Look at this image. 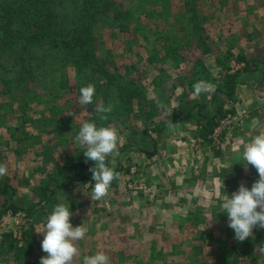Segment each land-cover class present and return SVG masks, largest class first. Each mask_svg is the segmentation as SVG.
<instances>
[{"label":"rangeland","instance_id":"1","mask_svg":"<svg viewBox=\"0 0 264 264\" xmlns=\"http://www.w3.org/2000/svg\"><path fill=\"white\" fill-rule=\"evenodd\" d=\"M112 1L120 10L115 25L109 26L110 19H101L93 39L95 54L116 76L110 85L105 87V78L92 67L77 72L71 60L60 64L62 70L52 66L48 73L36 76L35 72L18 93L12 94L7 84H0V163L7 165L4 177L14 186L12 198L0 195V238L12 233L20 240V233L31 225L37 237L31 253L24 252L21 260L6 244V249H0V264H40V257L47 256L41 249L44 236L37 232L45 230L53 211L50 204L48 210L41 209L39 202L41 188L51 179L54 182L49 185L57 189L58 204L69 203L73 227L83 224L87 229L85 238L75 242L80 252L72 264H82L84 256L97 252L107 254L109 264H205L215 261L213 257L222 249L239 243L220 204L241 183L250 189L259 179L253 166L245 170V161L238 154L254 136L264 133V63L256 72L239 78L237 96L228 101L234 111L222 120L213 143L197 138L192 119L177 121L171 129L151 135L140 132L166 116L168 112L158 108L161 102L171 100L168 115L176 108V113L183 110L186 116L180 105L186 108L184 100L188 98L181 95L179 84L193 76L177 67L200 59L216 73L226 66L234 72L242 67L234 56H228L225 66L217 57L244 54L249 59H264V0H196L197 29L191 4L188 6L192 0ZM201 29L202 36H208L209 53L197 44ZM173 81L179 85L177 95L168 89ZM120 82L123 87L134 86L132 94L142 100L132 112L127 108L122 112V103L117 101L116 85ZM88 83L95 85L96 93L93 103L82 106L78 102L80 88ZM193 93L190 99L198 102L202 94L197 97ZM152 99L158 109L148 116L145 109L150 108ZM103 101L113 105L110 114L115 122L111 124L101 121L95 111L96 104ZM85 121H94L98 127L113 126L121 135L120 155L114 165L109 163L121 175L99 201L91 200L95 182L88 169L94 162H85L86 149L75 141ZM131 134L149 151H153L155 140L157 152L148 155L133 148L123 150ZM78 157L79 164L74 166ZM12 201L37 203L38 210L32 216L22 210L3 213L4 205ZM253 233L262 237L264 229ZM154 240L158 242L152 245ZM238 259L236 264H264L263 258L243 250Z\"/></svg>","mask_w":264,"mask_h":264},{"label":"trees","instance_id":"2","mask_svg":"<svg viewBox=\"0 0 264 264\" xmlns=\"http://www.w3.org/2000/svg\"><path fill=\"white\" fill-rule=\"evenodd\" d=\"M189 4H191L190 11H192V14L194 13L192 19L196 21L195 26L197 29L199 28L198 10L196 8L198 3L196 0H192L188 1V6ZM117 12H120L119 7L112 0H0V84H7V89L12 94L13 92L18 93L28 79L35 77V72L36 76L44 72L48 73V67L52 68V66L59 71L62 70L60 64L69 63V60H71L73 68L77 72H83L88 67L95 69V73H99L105 78L104 83L107 87L116 79V76L106 61L98 58L95 54L93 45L94 28L101 19L105 18L110 19L109 26L114 27ZM203 31L201 29L197 44L203 49L204 53H209L212 49L206 40L208 36H202ZM191 44L187 42L188 47H191ZM228 56H234L236 62L242 64V67L231 72L229 66H226L225 70L221 69L219 73H216L200 59L197 62H189L185 67H177V70H185L187 75L193 76L189 81L180 82L179 84L182 87L181 95L188 98L186 100L182 98L186 108L184 105H180L182 109H186V116L183 117V110L176 113L174 106L172 107L174 108L173 113L168 115L170 100L164 104L166 105L164 111L168 112L165 114L166 116L155 123L154 126L148 125L145 127L140 134L151 135L153 132L168 129L167 125L171 121L175 123L192 119L196 124L197 138L204 143H213V135L216 129L228 113L234 111L233 108L228 106V101L234 100L237 96V89L241 84L239 78L246 73L256 72L264 63V59H249L244 54H228L227 57L222 56L223 58H219L221 57L219 55L217 58L225 66L230 59ZM57 65L58 67H55ZM178 66H181V64H178ZM65 76L66 74L62 75V83ZM200 80L210 82L215 87L211 93L202 94L201 99L194 102L190 99V93L194 90L193 85ZM177 84L173 81L171 87H168L173 94L178 91L179 85ZM122 85V82L116 85L118 90L117 101L122 103V112L126 108L128 112H132L136 104H142V100L140 98L136 99L135 95L132 94L135 92L134 86L126 85L123 87L124 85ZM107 97L112 98V95H107ZM133 98L136 99L134 103ZM149 102H152V105L149 109H145V113L151 116V111L158 108L154 99L149 100ZM102 104L105 105L104 101ZM117 114H120V110L117 111ZM107 115L109 118L105 122H109L108 124L115 122L112 121L114 115L110 113ZM97 116L99 118V115ZM133 133L134 131H132ZM132 134L128 137L130 138L129 141H126L123 145V150L133 148L148 155L157 152L155 140L153 141V151H149L132 139ZM78 158L74 161V166H78L81 157ZM82 177L84 178V175ZM55 180V183L58 184L59 180ZM51 181L53 180H48L45 187L41 188V200L39 202H42L40 208L43 210H48V204L54 209L59 201L57 189L50 188L49 183ZM13 189L14 186L8 177H4L0 181V195L8 194L12 198ZM38 205L37 203L31 204V202L21 205L16 201H12L4 205L5 208L2 212L5 213L11 210L12 213H17L22 210L28 216H32L33 213L37 212ZM36 239L35 227L31 225L30 228L22 231L20 240L14 238L12 233H6L0 238V249H6L7 244V249L15 252L16 258L21 260L24 252L31 253L33 242H36ZM155 242H158V240H154L152 245ZM227 247V249H222L213 257L216 259L215 261L207 263L205 261V264H236V262H239L238 257L241 256L242 250L244 254H249V256L257 259L263 258L264 260V251H261L264 248V236H256L253 233L245 241L233 243Z\"/></svg>","mask_w":264,"mask_h":264},{"label":"clouds","instance_id":"3","mask_svg":"<svg viewBox=\"0 0 264 264\" xmlns=\"http://www.w3.org/2000/svg\"><path fill=\"white\" fill-rule=\"evenodd\" d=\"M214 85L210 82L200 80L193 85L194 96L204 93H211ZM96 87L93 83L80 88L79 104L84 106L93 103ZM158 108L164 109L166 105L162 102ZM113 110V105L96 104L95 111L101 121L108 120V115ZM71 114V113H68ZM174 124L168 123L171 129ZM121 135L113 126H97L93 122L82 123L78 134L75 136L77 144L86 150L83 152L87 162H94V167L88 169L92 173L94 186L91 200L99 201L109 194L112 182L120 178V173L109 163H115L119 157V142ZM239 158L245 161L244 168L247 171L248 165L253 166L259 179L252 183L251 188L241 183L230 198L224 199L220 204L221 212L227 214L228 227L234 231V239L243 242L253 235V229H264V133L254 136L250 142L244 145ZM109 158L111 160L109 161ZM6 164L0 163V177L7 175ZM61 199H64L63 197ZM69 203H59L54 206L52 213L47 217L45 230L42 233L44 238L41 242V249L47 256L40 257V264H72L78 256L80 248L75 243L83 240L87 229L82 225L73 227ZM264 251V248L261 249ZM109 256L104 252H97L91 256H84L82 264H109Z\"/></svg>","mask_w":264,"mask_h":264},{"label":"built area","instance_id":"4","mask_svg":"<svg viewBox=\"0 0 264 264\" xmlns=\"http://www.w3.org/2000/svg\"><path fill=\"white\" fill-rule=\"evenodd\" d=\"M219 128V127H218ZM218 128L216 129V131L218 130ZM216 131H215V133H216ZM215 133H214V135H215ZM213 135V139L215 140L216 139V137ZM140 186V185H139ZM137 186L138 188H143L142 186ZM131 187V186H130ZM136 186H132L131 188H137ZM21 234V233H20ZM20 237H21V235H20Z\"/></svg>","mask_w":264,"mask_h":264}]
</instances>
